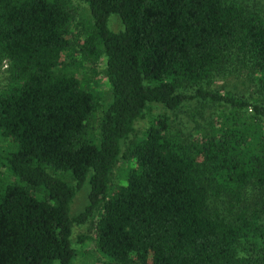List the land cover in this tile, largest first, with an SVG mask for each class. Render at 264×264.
Listing matches in <instances>:
<instances>
[{
	"label": "trees",
	"instance_id": "obj_1",
	"mask_svg": "<svg viewBox=\"0 0 264 264\" xmlns=\"http://www.w3.org/2000/svg\"><path fill=\"white\" fill-rule=\"evenodd\" d=\"M83 1L69 35L70 0H0V166L14 177L0 183V264H71V225L88 218L116 264H264V12ZM100 57L109 99L89 134L98 96L75 72ZM231 70L261 99L211 85Z\"/></svg>",
	"mask_w": 264,
	"mask_h": 264
},
{
	"label": "rangeland",
	"instance_id": "obj_2",
	"mask_svg": "<svg viewBox=\"0 0 264 264\" xmlns=\"http://www.w3.org/2000/svg\"><path fill=\"white\" fill-rule=\"evenodd\" d=\"M242 5H246L255 9H259L264 12V0H236ZM73 6V19L70 24V34L78 32L81 27L82 20H86L89 17L86 3L83 0H70ZM109 26L112 29L120 27V23L116 18L115 14L109 15ZM75 56L79 57V54ZM7 60L0 62V88L6 82V68ZM103 58L100 57L97 62L90 63L88 60H84V66L78 67L76 70V76L81 80L87 79L82 83L83 86H87L92 89L93 92L98 96L99 106L95 109L94 113L90 115L88 119V132L96 131L97 120L101 113V108L105 105L109 99V88L105 76L102 73L103 70ZM243 71V70H239ZM212 86H220L224 90L231 91L235 95H244L249 99H261V94L257 90L258 87L249 82L243 72L239 73L237 70H231L226 75H218L211 84ZM258 97V98H257ZM181 116L184 114L181 113ZM184 118V117H183ZM264 121V120H263ZM146 124L145 118L139 119L135 123L134 133L139 135ZM134 134H130L129 138L133 137ZM8 144V140L0 137V152L3 151ZM118 163L113 169L112 182L118 180L119 173H121L120 166L123 167V163ZM68 179V176H65ZM120 178V177H119ZM14 177L6 171V169L0 166V183L8 182L13 180ZM69 181L71 179L69 178ZM88 190V183L86 180L81 184L80 188L74 192L73 199L70 204V214L74 215L80 211L86 202V192ZM84 236V237H83ZM81 237V240H79ZM70 240L72 245L75 247V256L71 261V264H116L110 261L107 257L100 254L95 246L93 224L92 219L88 218L83 222H73L71 225Z\"/></svg>",
	"mask_w": 264,
	"mask_h": 264
}]
</instances>
